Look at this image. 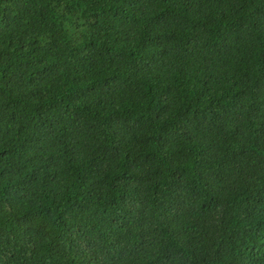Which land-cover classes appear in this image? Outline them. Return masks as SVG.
<instances>
[{
	"label": "trees",
	"instance_id": "obj_1",
	"mask_svg": "<svg viewBox=\"0 0 264 264\" xmlns=\"http://www.w3.org/2000/svg\"><path fill=\"white\" fill-rule=\"evenodd\" d=\"M0 264H264V0H0Z\"/></svg>",
	"mask_w": 264,
	"mask_h": 264
}]
</instances>
